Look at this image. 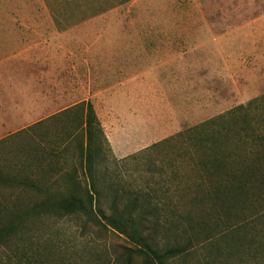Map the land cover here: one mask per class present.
<instances>
[{
  "label": "rangeland",
  "instance_id": "rangeland-1",
  "mask_svg": "<svg viewBox=\"0 0 264 264\" xmlns=\"http://www.w3.org/2000/svg\"><path fill=\"white\" fill-rule=\"evenodd\" d=\"M1 19L21 24L40 66L21 78L19 105L0 106L4 128L18 120L0 139L1 179L68 192L75 174L90 185L72 138L77 115H61L90 103L104 132L95 170L105 217L137 201L161 249L189 246L169 264H264V147L233 144L227 171L211 176L180 141L141 156L251 102V126L263 129L264 0H0ZM104 54L133 67L105 68ZM17 198L25 210L41 200L0 184L1 207ZM132 249L105 222L29 215L0 264H127Z\"/></svg>",
  "mask_w": 264,
  "mask_h": 264
},
{
  "label": "trees",
  "instance_id": "trees-1",
  "mask_svg": "<svg viewBox=\"0 0 264 264\" xmlns=\"http://www.w3.org/2000/svg\"><path fill=\"white\" fill-rule=\"evenodd\" d=\"M131 0H124V3ZM256 102L229 112L226 115L207 121L178 136L156 144L147 149L142 155H146L155 149L171 145L174 141H180L185 150V155L194 168L201 169L203 173L212 175V171L226 172L231 155L229 148L235 143L243 144L246 140L253 146L264 147V136L261 127L251 126V110H255ZM264 119V107H261ZM74 114L77 119V133L72 138L77 139L76 149L80 166L84 174L88 175L90 185H82L75 180L76 175L69 177L70 189L68 192L60 191L55 185H37L29 180L16 183L11 179H1L0 184L18 191H35L41 200L28 210L17 198L12 206H0V247L6 245L18 232L26 216H80L95 225L105 224L125 236L135 247L126 251L127 264L133 259H141L143 264H169L171 261L185 256L189 246H175L161 249L152 239L145 234L146 216L135 217L137 201L128 204L121 212L115 203L112 206V216L105 217L100 208V190L96 181V151L98 141L104 138L101 123L92 104H82L66 110L61 115ZM53 119V118H50ZM48 119V120H50ZM43 123V122H42ZM42 123L38 124L41 125ZM36 125V126H38ZM62 152L70 151L71 139ZM70 141V142H69ZM53 153V152H52ZM49 152V156L52 154ZM55 155L52 154L51 157ZM75 177V178H74Z\"/></svg>",
  "mask_w": 264,
  "mask_h": 264
},
{
  "label": "crops",
  "instance_id": "crops-1",
  "mask_svg": "<svg viewBox=\"0 0 264 264\" xmlns=\"http://www.w3.org/2000/svg\"><path fill=\"white\" fill-rule=\"evenodd\" d=\"M109 55V56H108ZM132 54H129L131 57ZM126 57V56H125ZM116 56V54H104L102 56H96V58L107 59L109 61H104L100 63L105 68L109 67H121L131 68L133 67V62H117L114 61L117 58H125ZM40 66L36 61L35 55L29 51L25 50L24 41V29L21 28V24L18 22H13L6 19L0 20V106L16 107L19 105L18 100L20 99L21 89L24 86L21 82V78L27 72V69L31 72L36 73V69L39 70ZM6 88V89H5ZM34 98L36 96V89H34ZM36 99V98H35ZM69 100L68 97L65 98V102ZM72 107L78 104H70ZM5 111L0 110V139L6 137L11 127H17L18 120L14 119L12 126H7V130L2 126L5 121L4 114Z\"/></svg>",
  "mask_w": 264,
  "mask_h": 264
}]
</instances>
